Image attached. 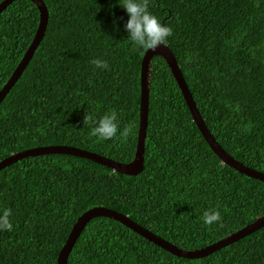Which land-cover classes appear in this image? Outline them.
Returning <instances> with one entry per match:
<instances>
[{
    "label": "trees",
    "instance_id": "1",
    "mask_svg": "<svg viewBox=\"0 0 264 264\" xmlns=\"http://www.w3.org/2000/svg\"><path fill=\"white\" fill-rule=\"evenodd\" d=\"M42 1L48 12L43 36L0 100V160L30 147L61 144L129 161L146 49L126 39L127 17L117 6L123 0ZM148 10L172 28L165 45L218 145L264 173V0H148ZM37 23L30 0H12L0 12V88ZM92 58L105 60L107 68H95ZM108 110L116 112L118 129L129 127L126 138L88 135L83 115ZM143 158L136 175L64 153L27 156L0 168V208L11 210L12 223L0 231V264H56L76 218L94 206L127 215L186 250L264 215V182L213 153L159 55L149 64ZM208 208L221 219L205 226L200 217ZM66 264H264V225L206 256L184 258L98 216L86 222Z\"/></svg>",
    "mask_w": 264,
    "mask_h": 264
},
{
    "label": "water",
    "instance_id": "2",
    "mask_svg": "<svg viewBox=\"0 0 264 264\" xmlns=\"http://www.w3.org/2000/svg\"><path fill=\"white\" fill-rule=\"evenodd\" d=\"M12 0H2L0 1V12L8 5ZM33 2L38 10V23L34 32V35L27 47L24 51L21 59L11 72L10 76L6 80V82L0 88V100L4 97L6 92L10 89V87L14 84L17 80L23 69L25 68L26 64L28 63L29 59L31 58L34 50L36 49L39 41L41 40L46 24H47V9L42 0H30ZM153 55L161 56L175 82L177 83L181 95L190 111L192 120L194 121L198 131L202 135L205 142L208 144L210 149L213 153L226 165L232 167L236 171L258 179L264 182V173L259 172L257 170L251 169L241 162L234 159L230 154H228L224 149H222L212 134L207 129L204 121L202 120L195 103L192 99V96L189 92V89L184 81V78L181 74V71L178 67L176 59L172 51L166 45L157 44L154 49L145 50L140 61V68H139V111H138V127H137V135H136V144H135V151L133 157L127 162H117L113 159L105 157L103 155L87 151L84 149H80L74 146L68 145H42V146H35L30 147L15 153L10 154L9 156L0 160V168L27 156L33 155H40V154H47V153H64L75 155L83 158L90 159L96 163H99L103 166H106L113 171H116L121 174L125 175H136L141 172L143 167V152H144V139L146 133V119H147V106H148V76H149V64L151 57ZM109 217L113 220H116L123 224L124 226L131 229L133 232L137 233L138 235L142 236L146 240L152 242L153 244L157 245L158 247L168 251L169 253L184 258H200L206 256L207 254L215 251L216 249L237 241L238 239L242 238L243 236L251 233L252 231L256 230L260 226L264 225V215L257 217L253 222L243 226L242 228L236 230L233 233H230L217 241L208 244L202 248L193 249V250H186L182 248H178L177 246L171 244L170 242L164 240L163 238L157 236L150 230L142 227L141 225L134 222L130 219L127 215H124L120 212H117L111 208L103 207V206H94L85 211H83L73 223L68 235L65 238L63 245L61 246L60 250L58 251L56 257V264H66L68 253L75 242L77 236L79 235L80 231L86 224L88 220L93 217Z\"/></svg>",
    "mask_w": 264,
    "mask_h": 264
},
{
    "label": "clouds",
    "instance_id": "3",
    "mask_svg": "<svg viewBox=\"0 0 264 264\" xmlns=\"http://www.w3.org/2000/svg\"><path fill=\"white\" fill-rule=\"evenodd\" d=\"M117 6L123 9L127 17L123 30L126 33V39L133 47L148 50L154 49L157 44L167 43V38L172 34V28L166 23L162 25L161 20L149 12L148 0H123L122 4ZM111 24L115 30V20H112ZM89 63L97 69L107 68V62L99 58H92ZM233 107L236 106L233 105ZM83 124L89 125V136L101 141L112 139L117 135L122 139L126 138L130 130L127 126L118 129L117 115L113 110L99 115H83ZM10 216L9 208H0V231L12 228ZM200 219L203 225L210 226L219 222L221 216L215 208H208L201 213Z\"/></svg>",
    "mask_w": 264,
    "mask_h": 264
}]
</instances>
